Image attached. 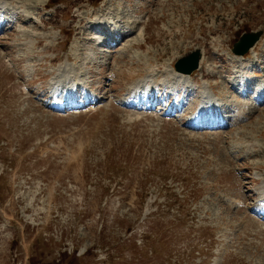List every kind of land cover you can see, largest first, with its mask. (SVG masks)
I'll return each mask as SVG.
<instances>
[{"label":"rangeland","instance_id":"rangeland-1","mask_svg":"<svg viewBox=\"0 0 264 264\" xmlns=\"http://www.w3.org/2000/svg\"><path fill=\"white\" fill-rule=\"evenodd\" d=\"M0 7L15 21L0 33V264H264V102L254 89L264 87V0ZM111 14L131 34L108 49L122 53H98L81 28ZM251 32L263 35L235 63L234 43ZM195 50L202 70L183 94L149 102L162 109L122 101L134 79L162 82L169 69L171 79V66ZM64 65L79 67L82 91L64 89ZM202 86L228 127H185ZM64 90L81 110L47 107ZM185 102L182 118L168 114Z\"/></svg>","mask_w":264,"mask_h":264},{"label":"water","instance_id":"water-1","mask_svg":"<svg viewBox=\"0 0 264 264\" xmlns=\"http://www.w3.org/2000/svg\"><path fill=\"white\" fill-rule=\"evenodd\" d=\"M261 35L262 32L243 35L240 41L235 44L233 49L234 53L238 55L247 53L248 50L256 44ZM200 58L201 52L199 50L194 51L177 62L176 70L184 74H192L198 69Z\"/></svg>","mask_w":264,"mask_h":264},{"label":"bare ground","instance_id":"bare-ground-1","mask_svg":"<svg viewBox=\"0 0 264 264\" xmlns=\"http://www.w3.org/2000/svg\"><path fill=\"white\" fill-rule=\"evenodd\" d=\"M0 8H2V7H0ZM116 17V16H115ZM120 20H119V22L118 21H116V19H114L115 20V25H114V27H113V29H115L114 31H113V33L109 36V40H111L112 39V37L114 36V34L115 35H124V33H120V28H121V26H119V24H122V22H124V21H122V19H121V17L119 18ZM124 19V18H123ZM126 22H127V20H126ZM133 23V22H132ZM134 23H136V22H134ZM129 24H130V22H129ZM107 24H102V26H105V28L104 29H102L100 32L101 33H105L107 30H108V28H109V25H107ZM119 28V29H118ZM2 30V29H1ZM97 30V28H91L90 30H89V32H94V31H96ZM118 32V33H115V32ZM95 34H97V33H95ZM98 35V34H97ZM116 36V37H117ZM130 35H128L127 36V38L129 37ZM105 36H102V39L101 38H97V40H93V39H91V43H93V44H95L96 45V43H97V46L99 47V48H102V47H104V45H103V42L104 43H107V41H106V38H104ZM116 37H113V38H116ZM125 40V36H124V39L122 40V41H124ZM138 40V39H137ZM136 45V44H135ZM96 46V47H97ZM99 53V52H98ZM251 53L253 54L254 53V49L251 51ZM238 58H240V59H242V57H240V56H237ZM203 61H204V58L202 59V61H201V64H203ZM235 61H238V59H236ZM236 63V62H235ZM202 68H203V66H201L200 67V70H202ZM173 73L174 74H172V76L173 75H175L176 76V78L179 80V81H183V82H187L188 83V80H189V78L191 77V76H189V75H185V74H181V73H177L175 70L173 71ZM209 76V75H208ZM262 83V82H261ZM259 86V85H258ZM261 87H263L262 86V84H261ZM203 92H204V94L205 95H209V93L207 92V90L205 89V90H203ZM210 97V96H209ZM206 99H209L207 96L205 97ZM210 105V104H209ZM234 105V104H233ZM210 106H212V105H210ZM237 115V114H236ZM238 121V120H237ZM240 121V120H239ZM237 152H239L238 150H237ZM254 157V156H253ZM231 159V158H230ZM232 162V161H231ZM262 172V171H261ZM263 175V174H262ZM262 178V177H261ZM257 180V179H256ZM263 188H264V183H263ZM263 192V195H264V190L262 191ZM256 193H257V191H256ZM240 202V201H239ZM238 202V203H239ZM249 202V201H248ZM243 204V203H242ZM239 205H241V203L239 204ZM241 207V206H240ZM238 208V207H237ZM245 209H246V207H245ZM246 214V213H245Z\"/></svg>","mask_w":264,"mask_h":264}]
</instances>
